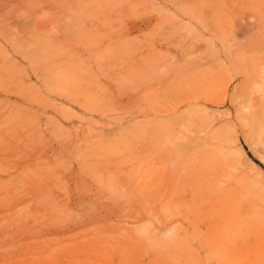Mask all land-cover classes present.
Instances as JSON below:
<instances>
[{
    "label": "rangeland",
    "instance_id": "374dc122",
    "mask_svg": "<svg viewBox=\"0 0 264 264\" xmlns=\"http://www.w3.org/2000/svg\"><path fill=\"white\" fill-rule=\"evenodd\" d=\"M259 131L264 0H0V264H264Z\"/></svg>",
    "mask_w": 264,
    "mask_h": 264
},
{
    "label": "bare ground",
    "instance_id": "6f19581e",
    "mask_svg": "<svg viewBox=\"0 0 264 264\" xmlns=\"http://www.w3.org/2000/svg\"><path fill=\"white\" fill-rule=\"evenodd\" d=\"M222 69V68H221ZM198 98H199V96H197ZM204 97V96H203ZM191 99H197V98H195V97H191ZM209 99H210V97H209ZM213 101V100H212ZM174 114H176V112L174 113ZM177 115V116H176ZM175 115V117H178V114H176ZM180 115V114H179ZM167 122V121H166ZM255 137H256V139L258 140V144H259V146H261V148H262V154H264V134H262V132L261 131H259V132H256L255 133ZM261 154V153H260ZM259 156V155H258ZM259 158V157H258ZM260 161L262 162V163H264V155H262V157L260 158ZM169 168V170L168 171H170L171 170V168H172V166H171V168H170V166L168 167ZM208 171H209V174H211V175H214V174H216L215 176H214V183H215V185H218L219 184V182L222 180V177L224 176L223 174H222V169L220 170V173H215V171H214V169H213V167H211V168H209L208 169ZM167 172V171H166ZM172 172V171H171ZM240 198V196L238 195V193H237V199L233 202V204H235L236 206H240L241 205V200L239 199ZM244 200H245V198H244ZM243 200V201H244ZM205 204L206 205H208L209 204V206H212V209H211V212H203V214L201 215L203 218L204 217H207V221H208V227H206V233H205V235L204 236H202V239H201V241H202V245L203 246H206L205 244H209V243H212V245L215 247V249H220V251L222 250V252L221 253H223V254H225V252H228V250H224L225 249V246L227 247V244L228 245H232L233 247H236L237 246V243H238V240H235V239H231V238H228V239H226V240H230V241H222L221 242V240H224L225 238H223L222 239V235L226 232V230H227V225L228 224H230V222L233 220V219H235L234 217H233V214L230 212V209H226V208H223V207H221V205H220V202L218 201V200H215V201H212L211 199H207V200H205ZM245 204V203H244ZM247 204V203H246ZM204 206V205H203ZM209 206H207V207H209ZM242 206V205H241ZM244 206V205H243ZM216 207L218 210H216V213H213V209ZM236 217V216H235ZM205 229V228H204ZM200 233H201V231H200ZM213 237V238H212ZM214 237H216V239H214ZM212 238V239H211ZM195 240V239H194ZM218 240H220L219 242H221V243H217V241ZM197 242H199V241H197ZM203 243H205V244H203ZM198 244V243H197ZM199 246H200V244H199ZM240 245H238L237 246V249H238V247H239ZM210 247V246H209ZM229 247V246H228ZM231 247V246H230ZM232 247V248H233ZM241 247H242V245H241ZM203 247H201V250H203L202 249ZM213 248V247H212ZM236 249V250H237ZM214 250V249H213ZM233 250V249H232ZM238 251V250H237ZM240 251V250H239ZM212 252H214V251H211V253ZM210 253V252H209ZM230 253V252H229ZM234 255V254H233ZM236 255H238V254H235V256ZM224 256V258H226L225 257V255H222L221 256V258ZM207 258H210V257H207ZM221 258L220 257H217V260L218 261H221ZM232 258V257H231ZM220 259V260H219ZM223 259V258H222ZM206 260H208V259H206ZM205 260V261H206ZM210 260V259H209ZM208 260V261H209ZM224 260V259H223ZM222 260V261H223ZM221 261V262H222ZM197 262H199V261H197ZM115 263V262H114ZM201 263V262H200ZM212 263V262H211Z\"/></svg>",
    "mask_w": 264,
    "mask_h": 264
}]
</instances>
